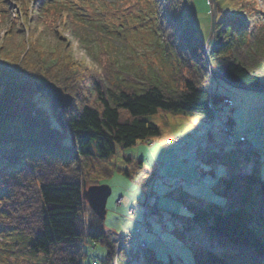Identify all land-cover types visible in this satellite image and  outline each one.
Segmentation results:
<instances>
[{"label":"trees","instance_id":"16d2710c","mask_svg":"<svg viewBox=\"0 0 264 264\" xmlns=\"http://www.w3.org/2000/svg\"><path fill=\"white\" fill-rule=\"evenodd\" d=\"M217 1L210 60L206 56L210 29L207 36L200 32L195 16L185 12L183 0H167L155 32L158 58L123 68L104 47L93 68L71 57L72 46L63 36L62 25L52 22L59 14L60 0H37L34 9L40 6V13L25 4L12 14L0 46V229L13 237L0 246V264H82L85 242H102L106 247L102 264H115L105 220L83 198L84 180L88 185L98 183L90 180L94 170L90 163L161 137V128L146 118L159 109H198L209 119L211 102L219 105L229 98L215 90L216 73L231 85L264 90V8L259 0ZM204 2L210 22L212 1ZM229 3L234 12L227 8ZM45 20L53 27L44 29L52 30L57 40L51 50L42 46L37 34ZM50 81L74 96L72 106L60 117L47 94L36 89L37 82ZM226 121L235 123L231 116ZM213 142L211 132L209 145L198 148L206 162V167L201 162V169L216 177V167L226 165V174L213 185L225 201L199 205L189 200L193 196L189 191L181 189L179 198L190 215L176 217L181 224L174 232L188 237L202 231L223 247L217 253L190 243L195 264H264L262 152L223 144L215 149ZM126 159L144 165L142 159ZM247 160L252 161L251 170L237 171ZM122 170L131 176L136 167ZM149 180L137 183L145 188ZM167 194L174 195V189ZM147 208L148 213L162 212L156 205ZM123 250L118 264H130L133 258L140 264H176L160 258L151 247Z\"/></svg>","mask_w":264,"mask_h":264},{"label":"rangeland","instance_id":"374dc122","mask_svg":"<svg viewBox=\"0 0 264 264\" xmlns=\"http://www.w3.org/2000/svg\"><path fill=\"white\" fill-rule=\"evenodd\" d=\"M5 1L0 0V46L11 26V17L14 12L20 11L25 4L37 13L43 10L40 6L34 9L37 0H7V7L10 10L5 8ZM259 1L264 8V0ZM60 3L62 4L58 7L59 14L52 22L55 21L56 26L62 25L63 36L71 43L70 55L74 59L82 60L89 67H96L98 65L96 56L101 54L103 47L104 50L108 49L114 63L122 68L129 65L133 67L146 65L151 59L158 58L159 43L155 32L158 30L160 16L165 11L167 0H60ZM183 4L185 12L197 19L200 32L207 36L209 28L211 33V18L209 22L204 0H183ZM226 5L230 12H234L232 3ZM154 6L157 11L153 10ZM85 19L87 21L82 23ZM45 25L52 26L46 23V20L43 21L37 34L42 46L51 50L57 40L50 33L52 30L44 29ZM152 75L156 76V73ZM138 84L142 87L141 83ZM213 84L215 90L228 95L231 99L232 103L224 106L221 114L224 119L231 116L236 122L238 132L234 136L238 138L240 135H245L254 147L262 152V161H264V91L237 87L220 78H216ZM54 112L60 117L56 110ZM146 118L156 123L162 130L161 137L157 138L152 146L138 142L126 149H119L117 154L110 159H94L90 163L94 166L90 175L91 182L108 184L112 188L107 203L106 230L113 238L128 235L137 230L143 203L147 197V186L143 188L138 183L142 178H150L147 183L149 185L153 179L152 173L142 171L135 163L131 164L126 156L142 159L144 166L150 171H153L150 167H153L156 161L161 164L170 162L166 170L163 169V174L170 179L181 180V182L159 183L156 196L150 203L151 206L156 205L162 209V212L149 213L151 233L144 228V238L163 260L173 259L176 264H195L194 245H189L190 243L198 242L217 253L221 252L223 247L208 239L202 231L193 233L194 236L187 234L188 237L174 232L175 228L181 224L176 217L190 215L186 202L179 198V191L181 189L189 191L193 195L189 197V200L199 205H204L208 201L222 204L225 197L213 190V185L217 181L214 175L201 169V162L205 167L206 162L202 159L200 152L192 148L183 153L181 143H168L167 139L181 137L184 141L195 144L197 137L207 133L206 116L198 109L183 112L159 109L157 113L148 115ZM229 125H233L231 129L234 131V124ZM224 133L226 131H221L217 123L213 129L215 142L211 147L216 149L217 145L226 144ZM94 151L96 152L95 147ZM180 154L181 156H178ZM252 165V161L247 160L242 162V166L237 168V171L251 170ZM135 166L136 171L131 176L126 175L122 170H131ZM118 168L121 170L119 171ZM200 172L206 173V178L192 185L193 181H197ZM224 174H226V165L220 164L216 167V177L219 178ZM261 175L264 178V162L261 164ZM133 178L138 183L133 184ZM171 189H174L175 196L167 194ZM120 197H125V202L117 206L116 202ZM128 208L136 209L133 216L127 214ZM180 229H183V225ZM12 237L7 229L1 227L0 246H4L12 240ZM138 240H142L141 237ZM138 243L139 241L135 242L123 251H136L137 247L139 248ZM112 246L115 250L114 242ZM84 250L86 255L83 256L82 264L103 263L106 247L102 242L92 244L85 242ZM130 264H140V261L133 258Z\"/></svg>","mask_w":264,"mask_h":264},{"label":"water","instance_id":"95a60500","mask_svg":"<svg viewBox=\"0 0 264 264\" xmlns=\"http://www.w3.org/2000/svg\"><path fill=\"white\" fill-rule=\"evenodd\" d=\"M212 1V14H211V33L207 40L206 56L210 60L211 50L216 38V23L218 17V2ZM220 79H224L221 73H216ZM242 87V86H241ZM36 89L39 92H44L49 97L52 107L61 116L64 109L72 106L74 96L66 92L60 85L55 82H37ZM264 91V90H259ZM112 193V188L108 184H93L87 185L86 181L83 182V198L88 202L93 212L101 219L105 220L107 214V203Z\"/></svg>","mask_w":264,"mask_h":264},{"label":"built area","instance_id":"2783aa9c","mask_svg":"<svg viewBox=\"0 0 264 264\" xmlns=\"http://www.w3.org/2000/svg\"><path fill=\"white\" fill-rule=\"evenodd\" d=\"M229 102L228 100H225V103ZM219 122L222 131L224 132V130L226 131V133H224L226 142L230 145V146H238L239 149H243V148H247V147H251L250 145L247 144L245 137L241 138V141L239 143H236L233 135H232V129L229 124L225 123L220 115L219 112V108L215 105H212V118L210 120V122L207 125V133H205L200 139H198V141L196 142V144L199 143H203V142H207V134L208 132H210L216 125V123ZM169 140V139H168ZM173 141H180V138H176V139H170L168 142H173ZM147 144H153L155 143V140L150 139L148 141H144ZM183 147L185 148V150H191L192 148L194 149V146L189 145V143H183ZM154 166L156 168V173L152 174V181L150 182L148 189H147V197H146V201L144 203V207H143V215L140 218V229H138V231L135 234H129L126 236H118L113 238V242L115 243V249L118 251L121 248L126 247L127 245H130L131 243L135 242L138 238L141 237L142 239V229L146 228L147 231L149 233H151L150 227L148 226V217L146 216V212H147V205L150 202L151 198L155 195V191L153 189L154 185H158V179H161L164 181L163 176V169L165 168V166H160V164L156 161L154 163ZM204 174H201L200 177L198 178V180L200 181L202 178H204ZM170 179V178H169ZM136 181L132 180V183L135 184ZM124 202L123 198L118 199L117 204L121 205ZM134 213V211L131 209L128 211V214L132 215ZM145 241L141 240V247L143 248V246L145 245Z\"/></svg>","mask_w":264,"mask_h":264},{"label":"bare ground","instance_id":"6f19581e","mask_svg":"<svg viewBox=\"0 0 264 264\" xmlns=\"http://www.w3.org/2000/svg\"><path fill=\"white\" fill-rule=\"evenodd\" d=\"M152 139V138H151ZM148 140H150V139H147L146 141H148ZM153 140H156V139H153ZM170 140V139H169ZM168 139H167V142L169 141ZM137 166V165H136ZM135 166V167H136ZM138 168H140L142 171L143 170H145V171H147L148 173H152V174H154V173H156L157 171H156V168H155V166H153V167H150V168H153V171H150L147 167H145L144 165L143 166H138ZM165 171V170H164ZM164 171H163V173H164ZM151 176V175H150ZM164 178H166V179H164V181L163 180H161V179H158V182H163V183H167V182H169V183H171L172 182V180L171 179H169L168 177H166L165 175L163 176ZM133 181H136V180H134V178H133ZM137 183V181L135 182V184ZM100 184V183H99ZM147 186H149V185H147ZM157 185L155 184L154 185V187H153V189H154V191L156 192V189H157ZM120 198H123L124 199V202H125V197H120ZM116 205L117 206H120V205H118L117 204V202H116ZM129 210H133L134 211V213L132 214V215H130L129 214V216H133L134 214H135V212H136V209L135 208H128ZM143 215V211L141 212V215L140 216H142ZM146 216L148 217L149 216V213L148 212H146ZM138 229H140V224H139V227L137 228V230L133 233V234H135L137 231H138ZM109 233V232H108ZM147 247H150L148 244H147V242L145 243V245L143 246V249L144 248H147ZM124 248H121L120 250H114V251H116V253H115V264H118V262H117V260H118V258H119V256L121 255V253H122V250H123ZM139 250H142V249H139Z\"/></svg>","mask_w":264,"mask_h":264}]
</instances>
